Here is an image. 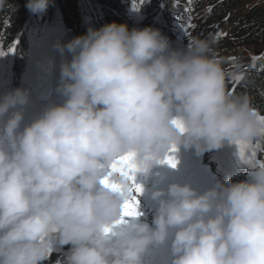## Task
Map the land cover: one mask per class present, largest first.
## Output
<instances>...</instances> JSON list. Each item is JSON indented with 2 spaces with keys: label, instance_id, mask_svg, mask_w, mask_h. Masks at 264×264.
Instances as JSON below:
<instances>
[{
  "label": "clouds",
  "instance_id": "clouds-1",
  "mask_svg": "<svg viewBox=\"0 0 264 264\" xmlns=\"http://www.w3.org/2000/svg\"><path fill=\"white\" fill-rule=\"evenodd\" d=\"M49 3L24 7L43 14ZM53 47L62 103L29 119L30 89L0 92V264H44L54 246H70L63 264H145L150 250L157 264H264L260 164L203 193L180 183L154 191L151 224H119L128 183L113 174L122 191L101 184L127 154L147 177L173 147L202 155L264 139L249 97L227 90L209 42L174 48L158 29L113 21Z\"/></svg>",
  "mask_w": 264,
  "mask_h": 264
},
{
  "label": "trees",
  "instance_id": "trees-1",
  "mask_svg": "<svg viewBox=\"0 0 264 264\" xmlns=\"http://www.w3.org/2000/svg\"><path fill=\"white\" fill-rule=\"evenodd\" d=\"M45 20L56 19L62 28L85 34V6L95 9L104 23H125L129 29H140L143 17L152 15L146 3L155 0H52ZM164 1V0H162ZM253 0H165L160 17L154 22L165 27V22H176L184 33L186 47L194 37L207 40L214 57L226 74L227 90L234 95L249 97L251 107L258 116L264 115V4ZM26 0H7L0 8V51L10 58V68L21 72L32 53L29 47L30 31L27 30ZM12 5L13 9L9 6ZM55 11V12H54ZM129 22H125V18ZM151 22V21H150ZM186 22H189L187 26ZM133 24V25H131ZM85 26L86 28H84ZM134 26V27H131ZM99 27V26H98ZM97 29V27H95ZM249 57L255 62L241 61L239 56ZM228 59V60H226ZM232 65L230 60H235ZM257 61V62H256ZM238 64V65H237ZM261 146L263 140H254ZM61 257L51 252L44 264H56Z\"/></svg>",
  "mask_w": 264,
  "mask_h": 264
},
{
  "label": "rangeland",
  "instance_id": "rangeland-1",
  "mask_svg": "<svg viewBox=\"0 0 264 264\" xmlns=\"http://www.w3.org/2000/svg\"><path fill=\"white\" fill-rule=\"evenodd\" d=\"M254 2H261L264 4V0H253ZM252 1V2H253ZM165 4L162 0H155L154 6H153V12L152 15L144 18L142 20L141 25L143 27H155L154 22V15L158 13V16L160 17V6ZM54 2L50 0L49 7L53 8ZM86 9L84 11V18H85V25L87 28L92 27L95 29V27L100 28L102 25L106 24L102 21L100 18L99 13L93 9L91 6H85ZM48 8L46 12L48 11ZM151 9V8H147ZM44 12L43 14H30L27 13V20L29 18V23L27 21V30L29 26L30 31V39H29V47L30 51L32 52L30 56L28 57V63L25 67L26 71L23 74L26 77H19L16 73H14L13 69L10 68V58L8 55H5L0 51V71L7 74L6 78L4 79L3 83L5 85L12 84L18 80L26 83L27 85L24 87L23 85H20V88H31L34 89L32 84L28 83V78L31 81H37L38 86H40L39 89H37L38 92L42 95L44 98H52L53 96H58L60 98V102L56 101H50L51 103H62L63 97H61L56 91L58 78H59V64H60V56L56 49L53 47L54 43L56 41H60L61 43H66L67 41L71 40L75 36V33L69 32L67 30H64L60 24V22L56 19V17H53L52 19L45 20L44 15L46 14ZM55 12V11H54ZM47 15V14H46ZM151 21V22H150ZM171 22L168 23L165 22L164 29H160L159 31L167 36L170 37V41L172 44H176L173 46L174 48H182L184 43V37H183V31H179L177 28L172 27ZM187 26H189V22H186ZM133 25V24H131ZM99 26V27H98ZM86 28L85 26H83ZM134 27V26H131ZM86 28V29H87ZM167 30V31H166ZM87 31V30H86ZM171 31V32H169ZM182 33V34H181ZM185 36V35H184ZM179 37H183V40H180ZM228 60V59H226ZM235 60H230L231 64L233 65L235 63ZM241 61L244 62H255L253 59L250 60L249 57L246 56H239L238 57V64L241 63ZM257 62V61H256ZM237 64V65H238ZM47 74V75H45ZM31 77L37 78L33 79ZM49 102H41L39 105L32 104L30 110H29V119L31 118V114L36 112L38 113L43 105ZM248 144H245V147ZM240 150V147L238 145L229 144L227 142L224 143V145L217 149L212 151H207V153H220L222 154H234ZM70 246H54L52 251L56 254V256L61 257V259L58 260L56 264H63V260L65 255L68 252ZM145 264H157L153 263L154 258L146 255L145 256Z\"/></svg>",
  "mask_w": 264,
  "mask_h": 264
},
{
  "label": "snow or ice",
  "instance_id": "snow-or-ice-1",
  "mask_svg": "<svg viewBox=\"0 0 264 264\" xmlns=\"http://www.w3.org/2000/svg\"><path fill=\"white\" fill-rule=\"evenodd\" d=\"M261 122L264 123V115L260 116ZM182 130V129H181ZM241 149V159L244 158L245 152V144H237ZM176 148L173 147L170 149V152H175ZM133 154H127L122 157H119L111 166L108 173L102 177L101 184L107 188L112 189L113 191H122V188L119 185H114L111 183V176L115 173H118L119 175L123 176L127 183H128V192L130 194L129 199L125 201V203L122 206L121 211V220L118 222L119 224H123L127 221V218H135L140 215L138 212V200L136 197L141 194L142 188L135 183V174L138 171L136 168L134 162H133ZM160 163H166L170 167H175V160L171 156H166L163 161ZM249 163L252 164V166H256L254 161H249ZM260 166H264V163H259ZM110 228H105L104 233L105 235H108L111 233Z\"/></svg>",
  "mask_w": 264,
  "mask_h": 264
},
{
  "label": "bare ground",
  "instance_id": "bare-ground-1",
  "mask_svg": "<svg viewBox=\"0 0 264 264\" xmlns=\"http://www.w3.org/2000/svg\"><path fill=\"white\" fill-rule=\"evenodd\" d=\"M164 2V1H163ZM146 6H148L149 8H151V9H153V4H150V3H146ZM163 6L164 5H161L160 6V8L162 9L163 8ZM125 22H129V19L126 17L125 18ZM172 27H174V28H177L180 32H181V28H179V27H177V23L176 22H174V23H171L170 24ZM150 27H152V26H150ZM142 28H144L142 25L140 26V29H142ZM155 28L156 29H158V30H160V29H164V27L162 26V27H158L157 25H156V23H155ZM167 31V30H166ZM169 32H171V31H169ZM182 34V33H181ZM183 37H184V34H183ZM183 37H179V39L180 40H183ZM169 38V40H170V37H168Z\"/></svg>",
  "mask_w": 264,
  "mask_h": 264
}]
</instances>
